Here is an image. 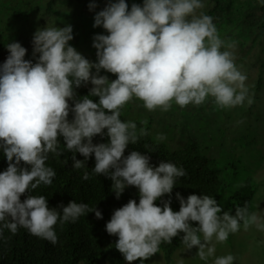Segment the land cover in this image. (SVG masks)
<instances>
[{"label":"clouds","instance_id":"1","mask_svg":"<svg viewBox=\"0 0 264 264\" xmlns=\"http://www.w3.org/2000/svg\"><path fill=\"white\" fill-rule=\"evenodd\" d=\"M258 2L264 4V0ZM96 6L92 3L89 9ZM203 7L202 0H143L129 9L126 0H109L94 16L93 27L108 33L93 36L96 62L69 44L70 25L35 31L36 63L24 59L27 49L19 42L6 45L9 55L0 64V151L8 166L0 172V235L5 228L15 234L22 227L55 245L58 221L74 223L89 212L103 218L95 207L74 200L59 205V210L50 209L43 195H28L21 201L29 189L52 184L56 172L46 161L49 153L62 155L58 137L73 153V168L85 167L94 155L93 171L111 179L117 199L127 186L138 189L139 203L129 200L114 210L105 225L109 235L118 237L115 247L129 264L137 259L143 264L159 251L162 241L171 243L181 232L186 248L196 246L200 259L207 260L215 252L213 237L226 241L239 230L240 222L245 229L254 224L264 230L262 218L250 214L246 206L237 207L235 215H221L217 201L204 194L185 199L176 193L179 211L172 210L170 198L163 207L155 205L165 194L170 197L185 170L164 161L154 167L150 157L138 151L124 155L138 136L136 123L120 119V108L134 97L148 110L161 107L165 111L173 101L184 107L200 105L208 97L221 108L242 105L246 99L249 105L253 102L233 52L221 50L234 48V43L226 44L219 37L211 16L196 14ZM102 69L117 78L110 81L100 75ZM88 82L93 85L89 95L76 99L74 88ZM97 135H106L108 142L94 144ZM75 153L84 160H77ZM21 162L30 167H22ZM82 179H89L87 172ZM190 221L198 222V227ZM234 260L228 254L216 257L213 264H234Z\"/></svg>","mask_w":264,"mask_h":264},{"label":"trees","instance_id":"2","mask_svg":"<svg viewBox=\"0 0 264 264\" xmlns=\"http://www.w3.org/2000/svg\"><path fill=\"white\" fill-rule=\"evenodd\" d=\"M135 2H140V0H129L126 3L132 5ZM202 2L204 7L198 9L196 14L203 12L211 16L219 37L226 44L234 43V48H222L221 50L233 52L236 66L247 77L245 86L248 89V95L250 92L253 93L250 96L253 102L249 105L245 101L240 105V113L237 114L235 120L223 117L217 109L205 103H202V106L192 103L184 107L178 105L180 107L178 113L175 109L179 107L174 106L169 107L164 114L153 115V113L151 116L137 117V113L134 119L129 120L137 125L138 141L135 144H129L124 155L138 151L148 155L150 164L154 167L164 161L171 162L185 170L186 175L177 178L170 197L169 194H165L154 201L157 206L163 207V202L170 198L172 210L179 211L180 205L176 199V193H180L185 199L190 194L197 196L204 194L217 201L222 208L221 215L223 212L235 215L236 208L244 206L250 213L258 185L252 180L251 174L247 175L248 164L244 162V158L249 152L264 151L263 143L260 142V139H264V4L259 3L258 0H202ZM13 3L9 0L5 3L3 12L5 26L19 22L20 24L27 23L28 27L22 26L23 31L10 35H6L3 29L0 30V64L4 63L1 61V51L4 57H7L9 53L6 45L11 42H22V46L27 49L24 59L36 63L39 54L33 56V48L25 47L24 44L33 40V35L38 28L44 27V19L40 15L41 6H38V9L31 6L30 10L21 12L15 9V3ZM47 8L51 9V5L48 4ZM62 8L63 3H58L52 18L54 20L58 18L59 21L54 25H61L60 18L63 16L67 19L71 18ZM17 13L20 16L16 15ZM89 20L85 15L83 16L82 22L86 27L93 25V22ZM24 37L28 40H24ZM89 85L82 83L81 86L74 88L76 99L89 95L92 88ZM90 98L94 102L98 101V97ZM69 105L71 107L73 101L70 100ZM255 108L256 110L253 111ZM127 116L122 106L120 108L122 122H128L124 120ZM253 118L255 120L253 121L254 126L251 127L252 134L249 126L244 123ZM68 119H72L71 112ZM224 120L227 121V130L220 134L216 132V128L223 129ZM163 123H172V125L167 126ZM162 124L164 127L161 130ZM185 130L187 134L184 139H175L178 132L183 133ZM160 135L165 138L159 140ZM108 139L106 135L103 137L97 135L93 137V143H107ZM173 139L176 140L175 145L177 146L175 147L169 145ZM58 140L62 155L55 156L49 153L46 161V166L53 168L56 172L52 184L42 183L34 190L29 189V192L26 191L21 195V201L28 195H43L50 209L59 210V205L66 206L74 200L77 203L88 204L89 208L95 207L102 213L103 218L97 219L94 212H89L74 223L58 221L54 226L58 237L55 245L30 234L25 228H19L15 234L5 228L3 234L0 235V264H79L82 261L85 264H122L125 261L124 257L115 247L118 237L109 235L105 225L114 210L119 209L129 200L139 203L138 189L134 186H127L117 199L112 189L111 179L103 174L97 175L93 171L94 155L88 158L85 167L75 169L71 159L73 153L66 150L62 137H58ZM210 148L216 151L215 156L209 155ZM75 157L77 160H84L79 153H75ZM223 159L226 163H221ZM7 166L8 162L3 152L0 151V172L4 171ZM21 166L30 167L24 165L23 162ZM85 172L89 175L88 180L82 179ZM222 172L230 174L238 172L244 175V179L233 186V190L227 195L221 191L226 186ZM190 225L198 227V222L190 221ZM183 235L182 232L178 233L172 238L171 243L162 241L159 245V251L163 252L166 264H173L172 253L183 244Z\"/></svg>","mask_w":264,"mask_h":264},{"label":"rangeland","instance_id":"3","mask_svg":"<svg viewBox=\"0 0 264 264\" xmlns=\"http://www.w3.org/2000/svg\"><path fill=\"white\" fill-rule=\"evenodd\" d=\"M6 0H0V30L3 29V32L6 35H10L12 33H16L18 31H23L22 26H27V23L20 24L19 22L17 24H6L3 17L4 7L5 3L8 1ZM129 0H126L128 2ZM11 3H15V9L21 12H26V10H30L31 6H34L35 9H38V6L40 7V15L44 19V27L45 26H56L59 28L64 27L65 25H70L72 27V33H73V41H69V44L76 49L81 55H83L86 59H88L90 62H96L97 56H96V49L93 47V36L96 34H104L107 35L108 33L106 30H104L102 27L97 26L93 27H86L83 22V16L85 15L89 21L94 23V16L97 12L101 11L108 3L109 0H9ZM63 3V8L66 13H68L71 18L62 17L60 18L61 25H54L56 22H58V18L54 20L52 17L54 15L55 10L57 9L58 3ZM112 2H115V0H112ZM13 3V4H14ZM95 3L97 6L90 10L89 5ZM143 1L140 0V2H135V4L142 5ZM51 5V9L47 8V5ZM129 9L131 8V5H128ZM37 13L38 11L35 10ZM20 16L18 13L16 14ZM22 17V16H21ZM23 18V17H22ZM31 24V22L29 21ZM3 26H5L3 28ZM28 27V26H27ZM43 27V28H44ZM24 40H28L27 37H24ZM23 45V43H20ZM25 47L33 48L32 41H27L24 44ZM2 57L1 61L4 62L6 57H4L3 52L1 51ZM95 72V69L92 70ZM100 75H105L109 78V80H115L117 77L115 74L108 73L104 71L103 69L100 71ZM93 87V85L88 82L85 83V85H88ZM253 93L250 92L248 95V98L252 96ZM247 101V99L245 100ZM174 102V101H173ZM171 102V103H173ZM208 106H212V108L217 109L221 115L225 118H230V120L237 117V114L240 112V105L230 108H221L218 106L214 98L208 97L205 102ZM174 106L179 107L177 104H174L170 107ZM198 106H202L201 104ZM256 106V105H255ZM257 107V106H256ZM126 114L128 115L124 120L130 121L129 119H134L135 116L141 117V116H151L158 115V114H164L166 111L163 110L161 107H157L154 110H148L144 107V103L142 100L138 98H133L129 102H127L123 106ZM177 109V108H176ZM176 113L179 112L180 107L176 110ZM253 109V111H255ZM142 112V113H141ZM253 113V112H252ZM252 118V117H251ZM168 120V119H166ZM253 118L250 121L245 122L247 126H249V130L252 133L251 127L254 126ZM167 126H171L172 123H163ZM160 127L162 130L164 125ZM180 130V129H179ZM224 130H227V121L224 120L223 123V129L220 127L219 129L216 128V132L222 134L224 133ZM178 132V131H177ZM187 131L185 132H178L175 139H184L186 137ZM253 134V133H252ZM173 139L169 142V145L171 147H175L176 140ZM261 144L263 143V149H264V139H260ZM179 144V143H178ZM252 147L254 146L251 145ZM211 156H215L217 153L214 149H209ZM226 163L223 159L221 160V163ZM244 162L248 164V172L247 175H252V180H254L258 188L255 192V196L253 198V204L250 211L251 213H255L257 216L262 218V222H264V151H254L249 152L247 157L244 158ZM223 179L225 180L226 186L221 189L224 195H227L233 190V186L240 183L244 178V175H240V173L237 172L230 174L229 172H222ZM201 239H203L201 234ZM212 245L215 247V252L213 256L208 257L207 260H202L197 255L198 248L196 246H193L191 249H187L184 244L178 246L172 253V261L173 264H213V261L216 257L219 256H225L228 254H231L235 257L234 264H264V230H261L257 228L256 225H250L247 229L244 228L243 223L240 224V228L235 233H230L227 240L224 242H218L216 241L215 237H213V240L211 242ZM79 264H85L83 261ZM105 264V263H104ZM108 264V263H106ZM122 264H129V262H122ZM131 264H141V261L139 259L132 261ZM143 264H166L163 252L158 251L153 256L148 258L147 260H144Z\"/></svg>","mask_w":264,"mask_h":264}]
</instances>
